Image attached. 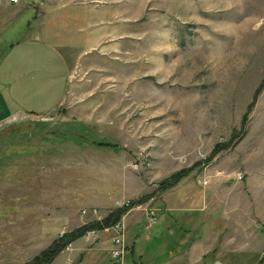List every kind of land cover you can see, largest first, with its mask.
<instances>
[{
    "label": "rangeland",
    "instance_id": "rangeland-1",
    "mask_svg": "<svg viewBox=\"0 0 264 264\" xmlns=\"http://www.w3.org/2000/svg\"><path fill=\"white\" fill-rule=\"evenodd\" d=\"M12 6L0 4V52L31 26L68 73L53 110L0 122V264H24L146 195L130 210L151 239L122 264H163L183 242L226 264H264V0ZM97 236L67 246L83 256Z\"/></svg>",
    "mask_w": 264,
    "mask_h": 264
},
{
    "label": "crops",
    "instance_id": "crops-1",
    "mask_svg": "<svg viewBox=\"0 0 264 264\" xmlns=\"http://www.w3.org/2000/svg\"><path fill=\"white\" fill-rule=\"evenodd\" d=\"M24 2L21 1L20 4ZM0 4L7 11L14 7L7 0L0 1ZM5 20L8 21L7 17L0 19V29L6 23H2ZM32 31L30 26L29 33L23 38L7 41L0 52V122L11 116H32L49 112L58 106L63 97L68 73L64 57L54 46ZM4 39L5 37H0V42ZM131 211L128 210L121 217L125 226V251L118 259L119 264L124 262L126 251L133 253V248L140 238L147 243L151 239L150 235L144 232L151 226L142 225L141 229H137L141 224L137 215ZM97 235V240L83 239L88 243H85L88 247L87 254L80 256L76 252L78 243L75 247L70 244V248L61 250L49 264H102L106 257H109V241L105 234ZM191 245L183 242L182 251L174 255L169 252L172 259H163V264H204L203 254H193L191 249L195 251L196 248ZM191 254L193 256H190ZM139 256L141 255H137L138 259ZM114 261L112 259V264ZM131 262L135 264L134 260ZM208 264L226 263L213 258Z\"/></svg>",
    "mask_w": 264,
    "mask_h": 264
},
{
    "label": "trees",
    "instance_id": "trees-1",
    "mask_svg": "<svg viewBox=\"0 0 264 264\" xmlns=\"http://www.w3.org/2000/svg\"><path fill=\"white\" fill-rule=\"evenodd\" d=\"M64 135L68 136V133H64ZM71 137V135H70ZM70 137H67L70 138ZM97 145H105L107 146L108 144L105 143H96ZM25 146V145H23ZM109 147H114V146H109ZM26 149L25 151L29 153L30 151L27 150V146L24 148ZM38 151V150H37ZM182 175H180L181 177ZM179 177V173L170 176L167 178V180H162L158 183L157 189H163L166 187H169L173 185L177 181ZM151 195V194H149ZM147 199V195L144 197H141L137 200H130V205L134 204H141ZM128 207H115V209L109 211L100 221H92L88 223L81 224L75 228H73L70 231H66L61 233L58 237L53 239L51 243L43 249L41 252H39L36 256H34L32 259L28 260L24 264H49L52 259L71 241L74 239L81 237L84 235V233L89 230V229H97L100 228L101 226H108L118 220L124 215V213L127 211ZM213 258L208 257L207 255L202 256V262L205 264L207 262H211Z\"/></svg>",
    "mask_w": 264,
    "mask_h": 264
},
{
    "label": "built area",
    "instance_id": "built-area-1",
    "mask_svg": "<svg viewBox=\"0 0 264 264\" xmlns=\"http://www.w3.org/2000/svg\"><path fill=\"white\" fill-rule=\"evenodd\" d=\"M10 4H17L21 1L26 0H7ZM39 4V3H38ZM117 207H128L127 210H130L131 208L138 207L139 204L130 205V200L124 199L122 201L117 202ZM150 217L148 219H153L154 213L150 210L149 212ZM102 219V218H101ZM100 219V220H101ZM95 220V221H100ZM123 225L120 220L108 225V226H101L97 229H89L84 233V237H90L95 236L97 234H105L108 235V241H109V255L113 260L120 259L125 251V244H124V238H123ZM65 249H68V246L66 245L64 247Z\"/></svg>",
    "mask_w": 264,
    "mask_h": 264
}]
</instances>
